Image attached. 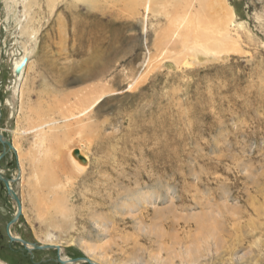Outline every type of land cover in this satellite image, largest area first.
I'll list each match as a JSON object with an SVG mask.
<instances>
[{"label": "rangeland", "instance_id": "374dc122", "mask_svg": "<svg viewBox=\"0 0 264 264\" xmlns=\"http://www.w3.org/2000/svg\"><path fill=\"white\" fill-rule=\"evenodd\" d=\"M156 8L0 0V263L264 264V0Z\"/></svg>", "mask_w": 264, "mask_h": 264}, {"label": "bare ground", "instance_id": "6f19581e", "mask_svg": "<svg viewBox=\"0 0 264 264\" xmlns=\"http://www.w3.org/2000/svg\"><path fill=\"white\" fill-rule=\"evenodd\" d=\"M142 2L145 4V6H146V10H148L149 12L148 13H154L155 11H157V5H158V3H159V0H142ZM160 7V6H159ZM145 8V7H144ZM233 10V9H232ZM232 10H231V18H230V22H229V24L225 27V32H224V34L222 35V38L223 39H225V40H231V37H232V33H231V27L233 26V27H235V16L233 15V13H232ZM0 25H1V20H0ZM2 26V25H1ZM171 30V29H170ZM166 33H167V31H166ZM199 33V32H198ZM174 34L175 33H168V34H166V41H167V43L169 44V43H171V40L173 39V37H174ZM203 38V34L201 33L200 34V38L199 39H202ZM163 41V40H162ZM164 42H162V44H163ZM161 44V43H160ZM25 60H27V62H26V65H25V67L21 70V72L20 73H17V68L19 67V66H21V64L25 61ZM14 69H15V73H16V77H15V82H14V90H13V99H19L20 98V96L22 95L21 94V90H20V83L21 82H23L22 80L24 79V77H25V74H26V69H27V67H28V58H27V56H25V57H21V58H18V59H16L15 60V63H14ZM91 76L93 75L92 74V72H91V74H90ZM87 78V77H86ZM22 97V96H21ZM94 97V96H93ZM99 98H100V96L98 97L97 96V99L95 98V100L94 99H92V102L91 101H88V102H86L85 103V105H84V107H83V110L82 111H80L81 113H83V118H80L79 119V121H77V123L78 124H80V123H84L86 120H90L91 118H90V114H88V113H86V112H88L89 110V108H91L92 107V105H95L96 106V102L99 100ZM98 103V102H97ZM8 105H9V107L11 108V110H12V112L14 113L15 112V104H14V101H8ZM89 106V107H88ZM22 108V107H21ZM73 110V109H72ZM85 112V113H84ZM0 117H1V113H0ZM67 117V116H66ZM69 118V117H68ZM74 119V118H73ZM71 121V120H70ZM47 123V122H46ZM46 125V124H45ZM85 127H87L86 125H84ZM81 127H82V124H81ZM61 129V128H60ZM85 130V129H84ZM88 130H89V132L91 133H93L94 131L92 130V129H89L88 128ZM55 131H56V129H55ZM0 136L2 137V142L3 143H7V139L3 136V134H2V132H1V130H0ZM78 136V135H77ZM90 136V135H89ZM91 137V136H90ZM88 140V139H87ZM9 144V143H8ZM12 147V146H11ZM10 147V148H11ZM16 147L14 146L13 148H12V150H14V151H17L16 149H15ZM16 180V179H15ZM15 180H10L9 181V184H10V188L12 189V194H10L11 195V197H13L14 199H15V197H19L18 196V194H17V192L14 190V187H13V182L15 181ZM51 189V188H50ZM54 189V188H53ZM16 201V200H15ZM15 204H17V206L19 205L18 203H17V201L15 202ZM66 212V211H65ZM64 213V212H63ZM67 214V213H66ZM68 219V218H67ZM200 226V229H202V231H206V227H204L203 225H199ZM198 226V227H199ZM13 227H14V224H12V225H10V227H9V230H8V232H9V236L10 237H12L13 239H15V240H17V241H19V242H21V243H23V242H25V241H23L16 233H14V229H13ZM207 232V231H206ZM204 237V238H203ZM203 237H200V238H198V241L201 243V241L205 244V245H207L209 242H208V239H209V237L210 236H203ZM215 237V236H214ZM199 242H198V244L196 243L194 246H195V253H196V255L194 254V252L192 251V250H186L184 253H183V255H186V256H191L192 255V258L194 257V256H197V254L199 255V253L201 252V246H200V244H199ZM27 243V242H26ZM203 245V244H202ZM23 246H25L28 250H34L35 249V245H32L31 243H27V245H23ZM44 246H51V247H53L52 249H54V250H57V252H58V255H59V261L62 263V264H85V263H88V264H108V262H106V261H104L103 260V258L104 257H98V258H96V257H92V258H90V259H86V258H84V259H78V260H74V259H71L67 254H66V250H65V248L62 246V245H58V244H54V243H52V244H45ZM216 246L218 247L219 245H217L216 244ZM210 247V246H209ZM48 250H51V249H48ZM91 250V249H90ZM196 259H197V257H196ZM157 260H159V258H157ZM0 264H5V263H3V262H1Z\"/></svg>", "mask_w": 264, "mask_h": 264}, {"label": "water", "instance_id": "95a60500", "mask_svg": "<svg viewBox=\"0 0 264 264\" xmlns=\"http://www.w3.org/2000/svg\"><path fill=\"white\" fill-rule=\"evenodd\" d=\"M26 62H27V60H25L22 64H21V66H19L18 68H17V73H20L21 72V70L25 67V65H26ZM0 122H1V117H0ZM0 142L1 143H3L2 142V137L0 136ZM8 145V144H7ZM10 145V144H9ZM10 147H11V145H10ZM0 179L4 182V185H5V187H6V190L8 191V193H9V195L10 194H12V189L10 188V184H9V181L8 180H6V179H4L2 176H0ZM13 198V197H12ZM15 200L17 201V203L19 204V212L21 211V205H20V201H19V199H18V197H15ZM10 240L11 241H13V242H16L17 240H15V239H13L12 237H10ZM23 245H27V243L26 242H23L22 243ZM53 247H51V246H42V245H40V246H35V249L34 250H40V251H42V250H48V249H52ZM26 250H28V249H26ZM29 252H31L32 250H28ZM60 262V261H59ZM61 263V262H60ZM62 264V263H61Z\"/></svg>", "mask_w": 264, "mask_h": 264}]
</instances>
